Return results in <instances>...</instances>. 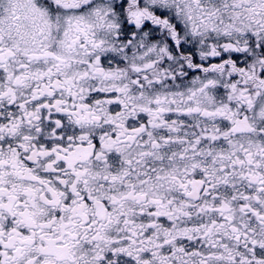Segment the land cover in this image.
<instances>
[{
    "label": "snow or ice",
    "instance_id": "6c2138e0",
    "mask_svg": "<svg viewBox=\"0 0 264 264\" xmlns=\"http://www.w3.org/2000/svg\"><path fill=\"white\" fill-rule=\"evenodd\" d=\"M0 264H264V0H0Z\"/></svg>",
    "mask_w": 264,
    "mask_h": 264
}]
</instances>
